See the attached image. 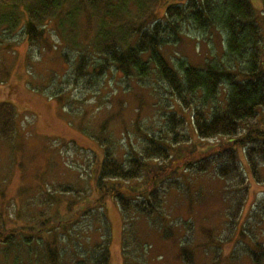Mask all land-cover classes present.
Here are the masks:
<instances>
[{"label": "rangeland", "instance_id": "obj_1", "mask_svg": "<svg viewBox=\"0 0 264 264\" xmlns=\"http://www.w3.org/2000/svg\"><path fill=\"white\" fill-rule=\"evenodd\" d=\"M156 1L161 14L168 5L186 0ZM249 2L264 34V0ZM179 38L164 50L172 66L186 60L202 67L207 59L222 58L225 35L218 30L197 31L186 24ZM43 42L29 47L18 33L0 44V103L13 105L16 112L13 134L0 138V229L8 227L16 234L20 229L28 238L34 233L26 227L39 228L36 223L44 219L48 224L61 221L70 204L76 215L77 208L94 197L92 171L96 161L102 160L104 145L111 155L121 158L130 149L138 151L145 137L165 139L169 113L184 120L179 133L190 137V144L180 147L183 150L172 148L173 159H181L193 147L204 151L217 143L196 138L191 110L182 109L154 73L137 81L108 72L98 85L84 87L68 77L72 65L62 57L64 44L53 23L46 24ZM262 60L264 69V55ZM218 99L221 102L222 96ZM239 161L245 164L241 151ZM242 177L245 191L239 185L241 177L221 179L213 170L181 176L179 172V190L162 199L164 215L172 222L170 240L163 238V230L151 220V226L138 218L126 227L119 208L108 200L104 206L108 224L102 225L110 236L109 264H123L124 228L132 238L127 241L130 263L187 264L180 255L185 249L191 264H264V182H255L249 173ZM67 186L72 194L60 192ZM80 222L51 235L40 231L45 249L31 244L32 240L31 245H23L17 234L16 249L12 241L6 255L11 259L23 255L24 262L32 264L37 260L34 256L41 258L43 252L58 248L62 255L56 263L73 264L81 248L95 244L103 233V229L100 234L86 230ZM56 234L57 243H52ZM7 247L0 243V258Z\"/></svg>", "mask_w": 264, "mask_h": 264}, {"label": "trees", "instance_id": "obj_2", "mask_svg": "<svg viewBox=\"0 0 264 264\" xmlns=\"http://www.w3.org/2000/svg\"><path fill=\"white\" fill-rule=\"evenodd\" d=\"M157 7L156 0H0V44L19 33L29 47L43 45L45 26L53 23L55 34L64 44L62 57L72 65L68 74L72 81L91 87L98 85L108 72L137 81L154 73L182 109L191 110L196 138L217 142L204 151L195 147L184 149L181 159H173L172 148L183 150L180 147L190 144V137L179 133L185 126L184 120L176 113H169L165 139L145 137L138 151L130 149L121 158L111 155L105 144L102 160L96 161L92 171L94 197L77 208L76 215L70 204L61 221L48 224L44 219L36 223L40 224L39 228L26 227L28 233H34L28 238L19 229L17 234L23 245L40 244L45 249L40 231L51 235L57 230L73 228L80 221L86 230L100 234L102 224H108L104 215L108 200L117 205L126 227L138 218L149 224L151 220L163 230V238L170 240L172 222L164 215L162 199L165 194L179 190V172L181 176L183 172L203 174L213 170L221 179L241 177L240 186L242 174L249 173L255 182H264V34L251 3L249 0H186L183 4L168 5L161 14ZM186 24L197 31L215 29L225 35L219 61L207 59L202 67H195L180 60L172 66L164 50L177 43L182 25ZM259 112L263 113L259 115ZM15 113L13 105L0 103L1 139L13 134ZM239 151L245 164L239 161ZM60 192L69 195L72 189L67 186ZM17 234L8 227L0 229V243L8 245L0 264H10V260L11 264H31L30 260L24 262L23 255H15L13 260L8 256L12 241V249H16ZM57 236L52 238V243H57ZM129 238L124 228L123 264L135 263H130L127 251ZM109 242L110 236L104 228L100 240L81 248L73 264H109ZM17 248L23 247L17 245ZM61 251L56 248L48 254L43 252L41 258L34 256L37 260L32 264H57ZM188 254L181 249L180 255L191 264Z\"/></svg>", "mask_w": 264, "mask_h": 264}]
</instances>
